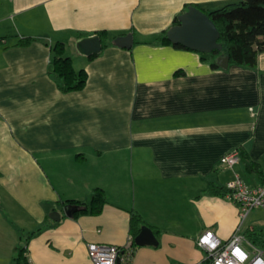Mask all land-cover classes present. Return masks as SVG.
<instances>
[{
    "label": "crops",
    "instance_id": "crops-1",
    "mask_svg": "<svg viewBox=\"0 0 264 264\" xmlns=\"http://www.w3.org/2000/svg\"><path fill=\"white\" fill-rule=\"evenodd\" d=\"M236 1L0 0V264H14L20 230L46 225L29 244L32 264H93L88 244L131 240L132 264H206V230L227 241L240 226L264 229V208L242 223L227 192L210 194L237 176L262 184L246 164L264 172V53L253 69H214L198 51L152 43L186 6ZM100 31L134 45L80 54L77 40ZM58 41L88 72L81 91L62 92L51 71ZM234 152L239 162L220 166ZM97 188L101 214L67 215L66 200L90 202ZM134 211L158 245L135 244Z\"/></svg>",
    "mask_w": 264,
    "mask_h": 264
},
{
    "label": "trees",
    "instance_id": "trees-1",
    "mask_svg": "<svg viewBox=\"0 0 264 264\" xmlns=\"http://www.w3.org/2000/svg\"><path fill=\"white\" fill-rule=\"evenodd\" d=\"M196 7L206 13L215 23L219 32V42L223 45V50H215L213 52H199L204 62L209 63L214 69L224 68L220 63L222 57H227L229 66H239L244 68H256L261 53H264V0H241L226 4L225 6L207 10L199 4L186 6L184 12L190 7ZM182 15V14H181ZM174 20V25L181 24L179 17ZM169 30L164 31L157 36L153 44L174 45L177 48H183L180 44L172 43L168 37ZM102 41L103 49L115 45V38H111L105 31L96 32ZM87 33H80L78 36H89ZM33 38H22L18 41V46H28ZM93 55L91 59L97 57ZM55 74L60 80L59 88L64 93L76 92L83 90L88 83V72L86 69L77 70L74 67L73 59L66 55V46L63 42L58 41L52 46V63ZM179 74V73H178ZM241 160L246 163L248 160V152L242 150L240 152ZM248 170L257 172L258 176L264 184V172L253 162L246 164ZM228 193V190H210V194H218L219 192ZM108 203L107 194L104 189L97 188L93 191L90 202H81L75 200H66L63 204L76 209L74 218L81 215H99L104 205ZM37 230L26 232L20 230V244L14 250V264H32L29 258V244L32 239L39 236L45 227ZM146 226L144 218L138 212H132L131 230L135 239L142 228ZM245 238L250 240L253 246L264 250V229L254 228L245 232Z\"/></svg>",
    "mask_w": 264,
    "mask_h": 264
},
{
    "label": "built area",
    "instance_id": "built-area-1",
    "mask_svg": "<svg viewBox=\"0 0 264 264\" xmlns=\"http://www.w3.org/2000/svg\"><path fill=\"white\" fill-rule=\"evenodd\" d=\"M240 160L239 153L227 155L220 166L233 168ZM228 197L239 207L243 221L250 212L264 208V184L249 186L237 176L226 186ZM246 241L241 226L232 237L223 241L213 230H206L198 239V246L206 252V264H264V252L256 249L254 253L243 247ZM93 264H132V240L125 247L110 244L90 243L87 246Z\"/></svg>",
    "mask_w": 264,
    "mask_h": 264
},
{
    "label": "water",
    "instance_id": "water-1",
    "mask_svg": "<svg viewBox=\"0 0 264 264\" xmlns=\"http://www.w3.org/2000/svg\"><path fill=\"white\" fill-rule=\"evenodd\" d=\"M181 24L169 30L167 37L174 44H180L198 52H213L223 50V45L219 42L220 32L215 23L202 10L196 7H190L186 13L179 17ZM118 47L131 49L134 45V36L132 34L119 36L114 40ZM77 51L84 56L100 54L103 45L98 35L81 38L76 42ZM220 63L224 68H228L229 61L227 57H222ZM54 68L51 66V71ZM76 209L67 207L66 213L69 217H74ZM51 218L60 221L61 216L58 213L52 214ZM138 246L158 245V240L151 228L144 226L141 233L135 239Z\"/></svg>",
    "mask_w": 264,
    "mask_h": 264
},
{
    "label": "rangeland",
    "instance_id": "rangeland-1",
    "mask_svg": "<svg viewBox=\"0 0 264 264\" xmlns=\"http://www.w3.org/2000/svg\"><path fill=\"white\" fill-rule=\"evenodd\" d=\"M239 1H241V0H238L236 2H239ZM243 247L245 249H247L248 251H250L251 253H254L256 251V249H258L255 246H253V244L249 240L244 242Z\"/></svg>",
    "mask_w": 264,
    "mask_h": 264
}]
</instances>
